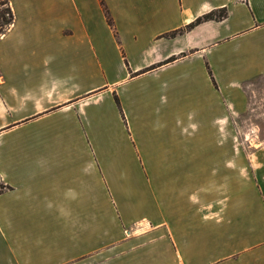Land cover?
Segmentation results:
<instances>
[{
    "label": "crops",
    "instance_id": "1",
    "mask_svg": "<svg viewBox=\"0 0 264 264\" xmlns=\"http://www.w3.org/2000/svg\"><path fill=\"white\" fill-rule=\"evenodd\" d=\"M104 1L9 0L0 264H264V0Z\"/></svg>",
    "mask_w": 264,
    "mask_h": 264
},
{
    "label": "trees",
    "instance_id": "2",
    "mask_svg": "<svg viewBox=\"0 0 264 264\" xmlns=\"http://www.w3.org/2000/svg\"><path fill=\"white\" fill-rule=\"evenodd\" d=\"M100 2H101V5L103 7L107 22L111 26H113V20H112V17L110 15L109 9L105 4V1L100 0ZM0 6H3V8H0V33H2V32H4L6 27H8L13 22L14 16H13V12L11 10L10 4H9V0H0ZM216 12L217 11L213 10L209 13H206L202 16L197 17L193 22L188 24L186 28H190V27H192V26H194V25H196L202 21H205V20L222 19L227 15V12L224 8L220 10L219 15H217ZM183 30H185V29L175 30V31L167 33V35L172 36V35H175L179 32H182Z\"/></svg>",
    "mask_w": 264,
    "mask_h": 264
},
{
    "label": "rangeland",
    "instance_id": "3",
    "mask_svg": "<svg viewBox=\"0 0 264 264\" xmlns=\"http://www.w3.org/2000/svg\"><path fill=\"white\" fill-rule=\"evenodd\" d=\"M0 8H3V6H0ZM217 15L220 14V11L216 12ZM7 28V27H6ZM5 31V30H4ZM262 96H264V90H262ZM236 127L235 129H232L231 132L234 134L230 136V144H254V137L249 135H244L243 131L249 132L250 129L254 126V119L253 120H247V121H235L231 122ZM262 127H264V122L262 123ZM240 129L239 133L237 134V130ZM262 141H264V136H262ZM246 155H251L250 153H246Z\"/></svg>",
    "mask_w": 264,
    "mask_h": 264
}]
</instances>
